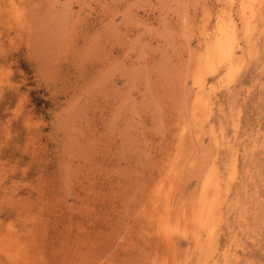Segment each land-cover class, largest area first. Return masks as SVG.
Masks as SVG:
<instances>
[{
	"label": "rangeland",
	"instance_id": "1",
	"mask_svg": "<svg viewBox=\"0 0 264 264\" xmlns=\"http://www.w3.org/2000/svg\"><path fill=\"white\" fill-rule=\"evenodd\" d=\"M0 264H264V0H0Z\"/></svg>",
	"mask_w": 264,
	"mask_h": 264
},
{
	"label": "bare ground",
	"instance_id": "2",
	"mask_svg": "<svg viewBox=\"0 0 264 264\" xmlns=\"http://www.w3.org/2000/svg\"><path fill=\"white\" fill-rule=\"evenodd\" d=\"M211 229V228H210Z\"/></svg>",
	"mask_w": 264,
	"mask_h": 264
}]
</instances>
